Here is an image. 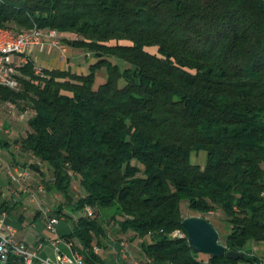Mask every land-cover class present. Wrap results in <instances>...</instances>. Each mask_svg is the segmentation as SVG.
Here are the masks:
<instances>
[{
	"label": "trees",
	"instance_id": "1",
	"mask_svg": "<svg viewBox=\"0 0 264 264\" xmlns=\"http://www.w3.org/2000/svg\"><path fill=\"white\" fill-rule=\"evenodd\" d=\"M0 27L52 28L91 57L85 74L39 75L29 59L18 89L0 85L1 101L30 112L14 142L38 160L30 171H50L45 187L63 199L52 214L92 209L62 234L87 264L103 263L92 246L108 248L106 212L151 261L205 264L181 199L202 217L221 210V243L244 254L210 264H264L246 247L264 242V0H0ZM201 150L203 165L190 160ZM1 195L8 214L17 202Z\"/></svg>",
	"mask_w": 264,
	"mask_h": 264
},
{
	"label": "built area",
	"instance_id": "2",
	"mask_svg": "<svg viewBox=\"0 0 264 264\" xmlns=\"http://www.w3.org/2000/svg\"><path fill=\"white\" fill-rule=\"evenodd\" d=\"M61 38V33L52 28L32 27L28 29V34H20L0 27V73H8L9 78L12 79L11 88L18 89L21 76L19 67L30 59L29 53L34 46L39 50H42L46 45L55 46L59 49L60 55L65 58L66 47ZM42 68L35 64L33 66L34 72L39 75L42 74ZM28 116L27 111L19 112L20 119H26ZM6 174L9 182L18 186L24 185L25 181L31 177L30 169L22 165L7 166ZM35 192L43 193V184H37ZM30 198L36 201L34 192L30 194ZM39 208L45 219L46 231L54 235L50 239L54 247V258L50 259L40 255L42 243L32 245L18 238L16 228L7 220L6 212L2 211L0 212V260L9 264L10 262L17 264H87L85 260L79 259L73 240L57 234L56 227L61 216L50 213L47 207L40 206ZM83 213L88 216L93 215L89 206L84 207ZM209 213L213 214V211H209ZM181 233L182 230L176 229L171 233V236L181 237ZM60 243L65 245V251L59 248ZM121 246H125L123 241H121ZM92 248L95 253L101 251V247L97 244H93ZM114 257L116 258V252ZM121 258L124 259V262L119 264H152L143 260L142 253L134 256L128 248H122ZM203 261L205 264H210L207 257H203Z\"/></svg>",
	"mask_w": 264,
	"mask_h": 264
},
{
	"label": "rangeland",
	"instance_id": "3",
	"mask_svg": "<svg viewBox=\"0 0 264 264\" xmlns=\"http://www.w3.org/2000/svg\"><path fill=\"white\" fill-rule=\"evenodd\" d=\"M47 48L45 47L44 50H39L37 47H34L33 50H31V58L34 62V64L38 65V66H47V67H56V66H62L65 65V61L61 58L60 54H59V49L57 48H52V50L48 53ZM74 52L77 54H73V55H68V52L66 53L68 55L69 61L68 64L71 66H81L80 71L81 73H87L88 69H87V63L85 62V53L82 49L80 48H73ZM153 50V49H150ZM103 71H105L104 67L100 68L99 70H97L96 72V81H95V85L97 86V84H99L100 82H102L104 80V77L102 76ZM15 113L20 112V110L13 105ZM28 114H30V112L28 111ZM27 119V118H26ZM26 119H22L21 121V125L19 124L18 127V133L13 134L15 135V139L11 140L9 142V147H2L0 146V186L1 188H7V184L9 181H7V177H6V170H7V166H14V165H21V161L17 160L15 161L14 158L11 157V153L15 154V149H19V143L14 142L15 140L20 139L22 136L25 135L26 132ZM16 127H14L15 129ZM1 130L2 128L0 127V139L2 137L1 135ZM7 133V132H6ZM8 135V134H7ZM14 145H16L17 147H14ZM9 148V149H8ZM27 159L26 164H24L25 166H28V164L30 162H38V160L35 157H31L29 155V153H27ZM206 153L205 151H199L197 153H192L190 156V160L194 163H198L200 165H203L205 162V156ZM40 166L43 167L44 169V175L46 176L45 179H47L48 177H50V171L45 169L46 167L40 163ZM32 171V176L29 180L25 181V183L28 185H26V187H30L32 190V192H34L35 194V198L37 201L40 202V206H46L49 209V212L52 213L51 208H56L58 204L62 203V197L61 195L53 190H48L45 187V183L44 180L45 179H41V177L37 174L34 173L33 170ZM43 184L44 186V192L43 193H37L35 192V186L37 184ZM10 184V182H9ZM14 184V183H13ZM4 192L5 189H4ZM71 193L73 194V196L76 198L77 195L82 194L83 190L82 188H80L79 186H77L76 182H73V184L71 185ZM12 200V198H11ZM180 207L182 209L183 215L184 216H189V215H196L199 216V213L197 212H193L190 210H187V201L186 199H181L180 200ZM66 209V207H65ZM67 210V209H66ZM68 212L71 213V218L69 219V223L73 224L75 219L82 214V211H77V212H71L68 210ZM105 217H106V234H107V238H105L103 240V244H107L108 248L105 249V247L103 246V248H101L100 251V256H101V261L104 264H119L120 262H124V259L121 258V253H122V248H129L131 250V253L133 255H138L141 252V248H140V243L141 240L140 238H136L133 240L128 239V234L126 233H120L117 231V220L115 221H110L109 220V212L105 213ZM205 218L208 219L214 226V228L216 229V231L218 232V241L219 242H223L224 237H225V230L228 227V224L224 221V216L221 210H216L213 212V214L208 213L205 215ZM41 219L39 218V220H37L35 227L33 226H29L28 221L26 222V226H25V231H30V232H40L42 234H44L45 238H48L50 236V233L48 231H46L45 229H43L41 227ZM71 221V222H70ZM123 241L125 243V246H121L119 241ZM115 241H116V247H115ZM246 247L249 248L251 250L252 248V242H248L246 244ZM116 252V256L119 259L116 260L114 257V253ZM110 254L112 255L110 257ZM257 255L264 258V250L258 251ZM200 256L202 257H207L206 254H201ZM238 264H244L242 262H238Z\"/></svg>",
	"mask_w": 264,
	"mask_h": 264
},
{
	"label": "crops",
	"instance_id": "4",
	"mask_svg": "<svg viewBox=\"0 0 264 264\" xmlns=\"http://www.w3.org/2000/svg\"><path fill=\"white\" fill-rule=\"evenodd\" d=\"M34 47H36V46H34ZM45 47L47 48L46 50L48 53L52 50V48H57L55 46H50V45H46ZM45 47L42 50H44ZM65 47H66V53L68 52V55H70V56L73 54L77 55L73 49L75 47H72L69 45H65ZM33 48L31 50H33ZM31 50H30V52H31ZM29 54H30L29 58L32 60L31 53H29ZM59 54H60V52H59ZM68 55L66 54L65 58H63L60 55L61 58L65 61V65L56 66V67H47V66H41V67H43V68L69 69L71 71L81 73V72H79L81 69L80 68L81 66L78 65V66L73 67V66L68 64V61H69ZM85 57H86L85 62L87 63V69H88V62L91 60V57L88 54H85ZM103 75L104 74L102 73V76ZM13 105H14L13 103H10L8 101H1L0 100V127L2 128V130H1L2 137L0 139V146H2V147H9V142L16 138L15 135H13V134L17 135L19 124L21 125V122H23V121H21L22 119H20V117H19V112L15 113ZM14 127H16V128L14 129ZM2 142H6L8 144H5V143L2 144ZM14 147H17V146L14 145ZM12 153H11V157L14 158L15 161L20 160L22 163L21 165L26 164L25 160L27 159L26 158L28 155L27 153L21 152L20 149H15V154H12ZM29 155L31 157H33L31 154H29ZM30 172H31V176H32V171H30ZM6 177H7V174H6ZM7 181H9L8 177H7ZM7 185H8L7 188H5V186H4V188H2L1 199L11 200V198H12L13 201L17 202L15 207L11 211H9V213L7 214V220L16 228L17 237L22 239L26 243L32 244V245H36L37 243H42L43 247L39 252L40 255L45 256V257H49L50 259H53L54 258V247H53L50 239L53 238L54 235L50 234V236L48 238H45L44 234H42L40 232H34L33 233L30 231H25V229H26L25 226L27 224L26 223L27 221L29 223V226L35 227L36 222H37V220H39V218L42 220L41 221V227L43 229H45V226H44L45 219H44V217L40 211V208H39L40 202L37 200L33 201L30 198V194L32 193V190L34 188L31 189L30 187H26V185H27L26 183H24V185H22V186H18V185L13 184V183L9 184V182H8ZM4 189L6 192H4ZM43 207H46V206L44 205ZM51 210H53V208H51ZM69 219L70 218H68V219H64L63 217L60 218V220L57 224V227H56L58 235L62 236V234H65L68 231H70L73 224L69 223ZM225 231H226L225 232V235H226V233L228 231V227L226 228ZM121 241H119L120 245H121ZM115 247H116V241H115ZM59 248L64 250V251L66 250V247L63 243L59 244ZM261 250H264V242L253 241L251 252L253 254L257 255V252L261 251ZM129 251L131 252L130 249H129ZM139 254H141V252ZM111 256L112 255L110 254V257ZM134 256H137V255L135 254ZM115 259L119 261L117 256Z\"/></svg>",
	"mask_w": 264,
	"mask_h": 264
},
{
	"label": "water",
	"instance_id": "5",
	"mask_svg": "<svg viewBox=\"0 0 264 264\" xmlns=\"http://www.w3.org/2000/svg\"><path fill=\"white\" fill-rule=\"evenodd\" d=\"M182 225L194 253H203L211 257L225 256L229 259H240L243 257V252L227 250L225 245L218 241V232L205 217L186 216L182 221ZM0 264L9 263L0 261Z\"/></svg>",
	"mask_w": 264,
	"mask_h": 264
},
{
	"label": "bare ground",
	"instance_id": "6",
	"mask_svg": "<svg viewBox=\"0 0 264 264\" xmlns=\"http://www.w3.org/2000/svg\"><path fill=\"white\" fill-rule=\"evenodd\" d=\"M18 33H20V34H28V30L19 31ZM0 85L7 86V87H10V88L12 87V79L9 78L8 73H0ZM12 89H14V88H12ZM184 235H185V233L182 231L181 237H183ZM92 250H93V248H92ZM93 252L95 253V251H93ZM77 255H78V257H79L80 260H84V258L82 256L80 250H78V249H77ZM143 260L144 261H149L152 264H159V263H155V262L151 261L150 258H148V257H146L144 255H143ZM0 261L3 262V260H0ZM100 264H104V263H100Z\"/></svg>",
	"mask_w": 264,
	"mask_h": 264
}]
</instances>
